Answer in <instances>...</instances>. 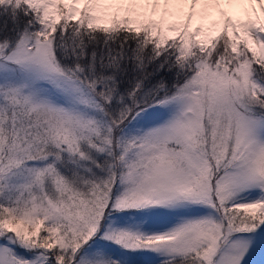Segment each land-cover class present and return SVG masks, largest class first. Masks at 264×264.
Returning a JSON list of instances; mask_svg holds the SVG:
<instances>
[{
  "label": "snow or ice",
  "instance_id": "obj_1",
  "mask_svg": "<svg viewBox=\"0 0 264 264\" xmlns=\"http://www.w3.org/2000/svg\"><path fill=\"white\" fill-rule=\"evenodd\" d=\"M0 264H264V0H0Z\"/></svg>",
  "mask_w": 264,
  "mask_h": 264
}]
</instances>
